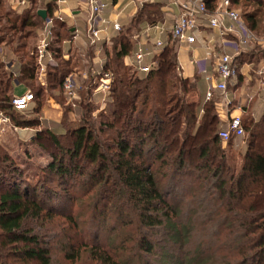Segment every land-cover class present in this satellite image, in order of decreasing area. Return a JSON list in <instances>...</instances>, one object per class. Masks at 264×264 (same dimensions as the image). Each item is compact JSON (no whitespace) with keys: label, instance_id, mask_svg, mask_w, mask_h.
Listing matches in <instances>:
<instances>
[{"label":"trees","instance_id":"obj_1","mask_svg":"<svg viewBox=\"0 0 264 264\" xmlns=\"http://www.w3.org/2000/svg\"><path fill=\"white\" fill-rule=\"evenodd\" d=\"M238 1L232 0V6ZM253 3L256 8L244 12L241 17L258 38L260 25L264 24V0H253ZM53 5L54 3L50 2L46 7L49 17ZM37 7L32 0L29 8L25 9L21 16L15 15L7 19L11 24L9 30L17 29L21 32L27 27L29 31L10 41L0 38V44L13 45L12 53L18 56L23 53L19 56L20 59L18 58L20 74L17 80L28 85L35 96L36 105L32 112L14 111L10 105L13 95L12 78L5 72L4 67L5 79L0 80V111L9 116L14 125L22 127L39 124L38 119L35 120V115L40 113L44 93L43 88L35 84V59L28 52H20L32 43L27 42V39L34 36V27L43 24V19L37 13ZM5 14L8 15L7 12ZM162 17L161 4H144L135 12L128 26L120 30L111 45L104 48L106 57L104 69L112 73L113 79L104 111L99 114L97 130L112 131L111 137L108 136L111 141L108 147H105L104 139L93 133L94 123L85 117L81 124L68 125V127H64L61 124L64 121H61V130L65 129V132L56 133L52 130L44 132L61 153L60 157L51 158L47 166V171L58 178L65 181L70 179L72 172L81 170L78 165L73 168L65 166L64 154L71 159L69 162L73 159H83L85 164L95 169L94 173L92 171L91 174L89 173L92 180L96 179L100 182L103 179V183L108 182L110 172H114V184L120 187V193L131 201L130 205L137 211L136 217L142 227H140V237L135 244L138 249L145 252L152 250V240L148 232L162 223L158 214L160 217H170L177 207L176 204L171 205L166 201V189L161 188V182L167 178V175H160L159 187L158 168L153 169V163L159 161L160 166L168 164L172 169L183 170L186 169L187 159L196 156L203 159L199 168L209 171L207 158H215L217 152H220L218 137L220 122L214 110L215 101L211 99L205 102L199 113L197 103L185 100V94L189 89L195 88V82L181 75L177 68L173 46L167 45L157 53L156 66L145 75L123 64V57L130 52L131 37L138 25L143 21L154 23ZM57 24L54 20V27H57ZM58 25L59 28L54 34V44L50 47L56 64L49 65L46 72L47 80L50 79L47 86L50 88L62 86L63 79L68 75L65 72L70 71L69 68L74 66V64L69 66V60L60 59L62 43L65 39L61 38L60 32L61 27L64 28L63 22ZM66 30L70 31L69 28ZM60 64L65 68L59 69ZM85 83V89L78 99L80 107L89 111L95 107L91 93L96 85L92 83L91 76ZM20 114L35 117L13 121V116ZM241 120L245 143L241 165L236 174L229 172L228 180L224 177L220 178L219 182V191L229 200L226 216L219 222L229 223L230 226L237 224L240 229L235 238L237 246L235 249L229 246V251L222 258L227 261L226 264H264V113L256 121L247 117L246 120L241 117ZM42 131L44 130L38 132ZM38 137L34 138V142H40ZM60 137L67 139L66 145L60 142ZM149 144H153L155 149L160 147L159 151L150 155ZM172 144L177 147L176 155L169 159L171 156H167V153L172 148ZM222 155L221 153L220 160L224 159ZM0 158V182L6 183L7 186L0 192V236H3L0 244L11 245V252L19 260L50 264L47 246L42 245L37 236L22 231L21 221L25 216L50 215L51 209L44 210L43 205L45 201L49 203L52 198L47 197L45 201L39 202L40 199H37L42 189L26 186L25 190H20V183L23 182L20 178L14 177V175L18 176L16 171H13L14 175H5L8 156ZM221 167L223 166L213 169L214 176L220 177L223 170ZM106 171L108 173L104 176ZM40 196L43 197V192ZM232 200H235L233 204ZM144 228H147L148 232L141 230ZM181 229L183 230L182 226ZM181 229L177 230L178 235L181 234ZM90 251L91 257L98 264H133L131 258L125 254L112 253L99 244L91 246ZM202 253L203 251L200 250L198 255L187 254L188 262L203 264L206 260L209 261L208 254ZM68 255L69 259L73 257L71 254Z\"/></svg>","mask_w":264,"mask_h":264},{"label":"rangeland","instance_id":"obj_2","mask_svg":"<svg viewBox=\"0 0 264 264\" xmlns=\"http://www.w3.org/2000/svg\"><path fill=\"white\" fill-rule=\"evenodd\" d=\"M12 1L16 3L18 0H0V38H3L4 41H10L29 31L27 27H24L21 32L17 29L9 30L11 24L7 19L13 18L15 15L21 16L25 12V9H20V7L15 10L12 9ZM233 7L242 16L244 12L256 8V5L253 0H239ZM6 12L8 15L5 14ZM54 20L58 24L63 22L58 17H55ZM58 24L57 27L53 26V34L58 30ZM63 25L64 28L61 27L60 31L61 38L68 39L71 37V31L66 30V28H69L66 23L63 22ZM42 27L43 24L34 27V36L27 39V42L31 41L32 43L27 49H21L20 51L28 52L35 59V62L36 58L33 53L37 43L38 31ZM259 31L258 38L264 40V24L260 25ZM253 35L255 36L254 33ZM54 37L49 46V51L54 44ZM12 48L11 43L8 45L0 44V66H2L0 67V80L5 79V62H8L13 56L18 61L19 56L23 54L20 53L18 56V54L12 53ZM79 48L75 51L71 49L67 51L65 47L64 51H61L62 58H60L69 60V66L74 64L73 67L69 68L70 71L65 73L71 76L76 83L77 98L69 101L63 93L62 86L54 88L47 86L43 93L48 92L56 99L59 106L55 107V111L59 109L61 116L58 118L54 114L52 115L55 116L54 119L50 118L46 122L44 119L42 121L39 118L42 115L39 113V115H35V120L38 119L39 124L28 127L26 131L23 130L27 126H17L18 128H24L23 130L19 129L17 131L14 129L11 120L9 126L0 127V157L8 156L5 175H14L13 171H16L15 173L18 176L14 175V177L20 178V181L23 182L20 183V190H25L26 186L42 189L39 193L41 195L43 192V197L39 195L37 199H40L39 202L41 200L45 201L47 197L52 198L49 203H45V201V205H43V207L45 206L44 210L51 209L50 215L25 216L21 221L22 231L37 236L40 243L47 246L51 259L50 264H98L91 257L92 252L90 251L91 246L96 244L112 253L125 254L131 258L133 264H189L187 254L198 255L200 250L207 253L209 258V261L206 260V263L203 264H226L227 261L222 257L229 251V246L232 249L237 246L235 238L239 234L240 228L237 224L230 226L229 223L221 224L219 222L220 219L225 218V211L229 204L227 197L219 191V182L220 178L224 177L228 180L229 172L234 174L238 172L245 148L243 139H236L231 143H224L220 140V152H217V157L207 158L209 171L205 168H199L203 163V159L196 156L187 159L186 169L183 170L172 169V166L168 164L160 166L159 161L153 163L152 168H158L159 187L160 175H167V178H164L161 182V188L166 189V201L171 205L176 204L177 207L174 208L176 211L172 212L173 214L170 217H160V214H158L162 223L149 232L146 231L147 228L141 229L144 230L143 232H148L149 238L152 240V250L150 252L138 249L135 244L140 237V227L142 226H140L139 219L136 217L137 211L133 210L130 205L131 201L123 193H120V187L114 184V172H110L111 176L108 182L103 183V179L102 182L96 179L92 180L89 175L91 171L94 173L95 169L85 164L83 159H73L70 163L69 160L71 159L65 154L64 165L70 168L78 165L81 168L80 171L72 172L70 179H65V181L47 171L51 158L60 157L61 153L53 146L44 132L45 130H52L56 133L65 132V129L61 130V121H64L61 123L64 127H68V125L81 124L83 117H85L94 123L93 133L105 140V144L102 142L105 147L111 144L108 138L111 137L112 131L100 132L97 130L98 121L100 120L99 114L104 111V104H100V95L95 96L97 103H94V109L91 108L87 111L79 105L78 96L80 97L85 89V81H87L85 78L91 74L93 69L95 70V65L91 63V57L93 52L96 51L89 44ZM66 51L69 52L68 57L63 56ZM202 56L203 53L199 51L196 53V60L201 61ZM262 59H264V43L251 39L240 54L236 55V58L234 57V63L237 67L243 63H248L249 71L252 72V67L261 66ZM54 63L56 64L55 60ZM60 66L59 69L65 68L63 64H60ZM251 72V79H246L243 82L244 87L248 88L249 91L255 86V80ZM49 81L50 79H46V82ZM236 81L237 78L235 82H232V85H229V90L237 86ZM18 90L20 88H16V93ZM194 90L195 88L189 89L185 94L186 101L196 100ZM214 98V101L219 99L217 95ZM236 101L235 99L231 105L233 110L241 106V103L238 104L239 101ZM72 103L75 106H72ZM69 112L73 114H69ZM255 114H258V112L255 111ZM35 116L20 114L13 116V121L34 118ZM242 118L246 120V117ZM39 130L44 131L39 133ZM36 136H39L40 142H34ZM59 140L65 145L68 142L65 137H60ZM148 148L150 155L160 149V147L153 148V144H149ZM176 149V145L172 144V148L167 153V156L171 157H167V159H171L176 155ZM221 153L223 154V160H220ZM217 166H223L221 168L224 170V172L222 170L219 178L213 175V169ZM107 173L108 171L104 173V176ZM5 184L0 182V192L7 188ZM231 202L233 204L235 200ZM178 229H181L179 235L177 233ZM186 235H188L187 238H185ZM2 237L0 236V240H2ZM11 250V245L3 246L0 244V264H36L33 260L17 259ZM68 254L73 257L67 258ZM209 255L211 256L209 257ZM190 264H193V262Z\"/></svg>","mask_w":264,"mask_h":264},{"label":"built area","instance_id":"obj_3","mask_svg":"<svg viewBox=\"0 0 264 264\" xmlns=\"http://www.w3.org/2000/svg\"><path fill=\"white\" fill-rule=\"evenodd\" d=\"M86 7V30L85 37L88 44L95 49L102 48V44L108 43L109 39L104 35L108 25L114 31H120L121 25L116 19L108 20L103 17V11L107 8V4L102 0H76ZM124 1V0H121ZM66 0H56L55 8L58 9L60 3H65ZM30 0H18L14 8L28 6ZM180 12L174 19L169 31V36L166 41L160 37L152 41L155 48L154 51H145L141 47V40L149 41V30L151 25H145L132 34V39L138 42L137 48L131 54L125 66L137 71L141 75L147 74L157 64L156 55L165 46H173L175 43L193 44L196 41V33L198 32L200 20L205 19L210 29L218 31L220 37L228 34H235L236 39L232 42L235 51L241 52L251 39L264 43V40L253 35L248 28L241 15L233 8L232 0H182L179 2ZM61 19L60 15H57ZM227 22V23H226ZM54 18L46 16L43 19V27L38 31L37 43L35 45L34 55L36 58V73L38 81L45 85L46 71L49 65L55 64L53 56L49 51V46L53 40ZM156 28V26H155ZM160 34L163 31L160 27L156 28ZM78 30L74 28L71 32V39L77 38ZM226 41L222 38L221 51L216 55L214 62L215 76L204 71V78L208 82L207 89L204 93V101L211 100L214 94L219 97L215 102V111L218 117L226 115V120L218 130V137L224 143L243 139L244 129L242 125L241 115H230L228 107L230 100L228 98V86L235 82L238 76V68L234 63V56L225 50ZM97 69H93L90 75H84L86 80L92 77V83L96 86L93 88L91 96L94 97V103H97L95 96L100 95V104L106 103L110 92L113 75L111 72L104 69L105 60H97ZM177 68L178 65H177ZM262 75L259 83L264 86V67L259 72ZM63 93L69 101L77 98V86L73 78L67 75L62 82ZM35 102L34 93L27 90L20 94H13L10 99L11 108L20 113H30L33 110ZM72 106H75L72 103ZM229 115H228V114ZM10 118L0 111V127L10 125ZM17 130V126H14Z\"/></svg>","mask_w":264,"mask_h":264},{"label":"crops","instance_id":"obj_4","mask_svg":"<svg viewBox=\"0 0 264 264\" xmlns=\"http://www.w3.org/2000/svg\"><path fill=\"white\" fill-rule=\"evenodd\" d=\"M34 3L38 6L37 9H45L47 5L51 2L52 4H55L56 0H33ZM107 4V8L103 11V17L107 18L108 20L116 19L119 24L121 25V29L128 26V24L131 21V18L135 14V12L144 4L147 3H158L162 5L163 10V17L161 20H157L154 23H149L148 21H143L138 25L139 30L140 28L144 27L145 25H151V29L149 30V37L150 40L147 42L145 40H141V47L145 51H154L155 48L152 45V41L158 37L160 39L166 41L169 36V31L172 26V23L176 16L180 12V4L179 2L182 0H102ZM17 2V1H16ZM32 0H30V3L28 6L20 7V9H27L31 5ZM12 9L14 8L15 2H11ZM54 7L51 8L50 16L52 18L58 17L57 15L61 16V19L64 23H66L69 26L70 31L74 28L78 30L79 35L75 39H71L69 37L68 39H65L62 43V51H64L65 47L67 48V51L69 49L75 51L76 49H80L79 47H84L87 44V39L85 37V30H86V7L84 4L77 2L76 0H66L65 3H60L58 5V9L55 8L56 5H53ZM47 16V12H46ZM200 25L198 32L196 33V41L193 44H186L182 42L175 43L173 45L175 52H176V60L178 65V70L180 71L181 75L184 78H188L189 80H192L195 82V90H194V96H196V100L192 101L199 105V113L201 112V108L204 101V93L207 89L208 82L204 78V71H206L209 74H212L215 76L214 72V62L216 59V55L221 51L222 47V38L226 41L225 44V50L232 54L235 58L236 55H239L240 52L235 51V48L232 46V42L236 39L235 34H228L224 37H220L218 34V31L212 30L208 27L207 21L203 18L200 20ZM227 23V22H226ZM160 27V29L163 31L162 33L158 32V30L155 28ZM120 29V30H121ZM120 31H114L110 25H108L105 36L109 39L108 43L102 44V48L95 49L96 51L93 52V55L91 57V63H93L95 66V69H97L98 64H95L97 60H106L105 57V47H108L111 45L112 40L118 35ZM132 45L130 52L123 57V64H125L126 61H128L131 57V54L133 51L137 48L138 42L132 39ZM67 45V46H66ZM64 52L63 56L68 57V53ZM201 51L203 53L202 60H196V53ZM104 55V56H103ZM1 56V55H0ZM249 64L243 63L238 68V76L236 81V87L229 90L228 86V98L230 100V105L228 107V113L230 115L239 114L242 117H247L252 120H258L262 113H264V86H261L259 81L262 78V75H259V70L264 67V59H262L261 66H257L256 68L252 67V72L249 71ZM91 67V66H90ZM89 67V69H90ZM5 70L6 73L11 75L12 78V93L13 94H20L27 90H31L28 85L25 83H19L17 78L20 74V63L14 59V56L12 59H10L8 62H5ZM253 74L254 80H255V86H253L252 90H248L244 87V81L246 79H251V74ZM90 74V72H89ZM47 77V76H46ZM47 79V78H46ZM258 81V82H256ZM238 83V84H237ZM36 85L39 87H42L43 90H46L47 82L45 85H42L37 78L36 73ZM232 85V84H231ZM262 87V89H261ZM16 88H20L18 92L16 93ZM257 90H256V89ZM217 94H214V97ZM42 103L40 107V113L42 114L41 117H39L42 121L48 122V119H54V117L57 115L59 118L61 115V112H59V109L55 111V107L59 106L58 102L54 97H52L48 92L42 95ZM94 99V97H93ZM235 99L238 102V104L241 103V106L238 107L236 110H233L232 104L234 103ZM236 101V102H237ZM216 102V101H215ZM36 102H34L33 108L35 107ZM54 108V109H53ZM215 108V106H214ZM215 110V109H214ZM235 111V112H233ZM255 111L258 112V114H255ZM59 113V114H58ZM216 113V111H215ZM227 113V114H228ZM55 116L53 117L52 115ZM69 114H73L70 113ZM228 114V115H229ZM217 115V114H216ZM258 115V116H257ZM226 117H228L226 115ZM225 115L223 114L222 117H218V120L220 122V127L223 125L224 121L226 120ZM28 127H26L24 130L22 128L17 127V131L23 130L26 131Z\"/></svg>","mask_w":264,"mask_h":264},{"label":"water","instance_id":"obj_5","mask_svg":"<svg viewBox=\"0 0 264 264\" xmlns=\"http://www.w3.org/2000/svg\"><path fill=\"white\" fill-rule=\"evenodd\" d=\"M37 13L42 19L46 18V10L45 9H39L37 11Z\"/></svg>","mask_w":264,"mask_h":264}]
</instances>
